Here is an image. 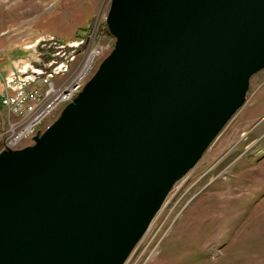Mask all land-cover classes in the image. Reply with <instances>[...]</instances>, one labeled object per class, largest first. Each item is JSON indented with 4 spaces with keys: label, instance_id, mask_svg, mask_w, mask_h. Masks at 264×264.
I'll use <instances>...</instances> for the list:
<instances>
[{
    "label": "water",
    "instance_id": "obj_1",
    "mask_svg": "<svg viewBox=\"0 0 264 264\" xmlns=\"http://www.w3.org/2000/svg\"><path fill=\"white\" fill-rule=\"evenodd\" d=\"M106 24L82 92L0 151V264H125L264 70V0H112Z\"/></svg>",
    "mask_w": 264,
    "mask_h": 264
},
{
    "label": "rangeland",
    "instance_id": "obj_2",
    "mask_svg": "<svg viewBox=\"0 0 264 264\" xmlns=\"http://www.w3.org/2000/svg\"><path fill=\"white\" fill-rule=\"evenodd\" d=\"M111 1L0 0V95L19 80V89L35 81L59 85L88 49H99L88 82L116 44L106 31ZM61 112L11 147L17 118L0 107V151L33 145ZM125 264H264V70Z\"/></svg>",
    "mask_w": 264,
    "mask_h": 264
},
{
    "label": "built area",
    "instance_id": "obj_3",
    "mask_svg": "<svg viewBox=\"0 0 264 264\" xmlns=\"http://www.w3.org/2000/svg\"><path fill=\"white\" fill-rule=\"evenodd\" d=\"M93 50L94 48H90L86 51L74 72L59 85L50 82L45 88L42 82L35 81L29 89H19L13 93L4 92L0 95V107L17 118V121L11 127L12 133L8 143L13 141L14 145H17L18 142L27 138V136H33L35 130L52 112L58 109L63 110L65 106L73 102L82 92L83 87L87 83V77L90 75L100 55L99 52L89 65V55ZM29 125L32 126V129L27 131ZM42 133L38 132L36 135ZM14 145L9 143L11 147ZM8 149L11 148L9 147Z\"/></svg>",
    "mask_w": 264,
    "mask_h": 264
},
{
    "label": "bare ground",
    "instance_id": "obj_4",
    "mask_svg": "<svg viewBox=\"0 0 264 264\" xmlns=\"http://www.w3.org/2000/svg\"><path fill=\"white\" fill-rule=\"evenodd\" d=\"M99 52H100L99 49H94V50L91 52V54L89 55V62H88L89 65L94 61V59L97 57V55H98ZM31 129H32V126L29 125L27 131H30ZM9 143H10L11 145H14V144H15L13 141H10Z\"/></svg>",
    "mask_w": 264,
    "mask_h": 264
},
{
    "label": "crops",
    "instance_id": "obj_5",
    "mask_svg": "<svg viewBox=\"0 0 264 264\" xmlns=\"http://www.w3.org/2000/svg\"><path fill=\"white\" fill-rule=\"evenodd\" d=\"M23 85V82L22 81H16L15 84H13L12 88H10V92L13 93V92H16L17 90H19V88Z\"/></svg>",
    "mask_w": 264,
    "mask_h": 264
},
{
    "label": "trees",
    "instance_id": "obj_6",
    "mask_svg": "<svg viewBox=\"0 0 264 264\" xmlns=\"http://www.w3.org/2000/svg\"><path fill=\"white\" fill-rule=\"evenodd\" d=\"M103 31H104V30H102V32H101V33H103ZM106 31H109L108 27H107Z\"/></svg>",
    "mask_w": 264,
    "mask_h": 264
}]
</instances>
